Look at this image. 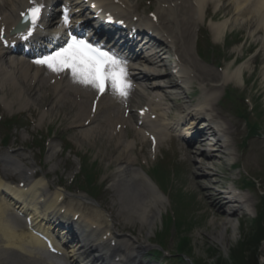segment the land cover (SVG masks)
<instances>
[{"label":"bare ground","instance_id":"obj_1","mask_svg":"<svg viewBox=\"0 0 264 264\" xmlns=\"http://www.w3.org/2000/svg\"><path fill=\"white\" fill-rule=\"evenodd\" d=\"M207 1L208 0H192L193 5L191 7L188 0H182L179 6L171 5V2H175V0H163L161 1L162 3H169L170 5L166 9L161 5L158 10L159 23L162 29H164V32H171L176 27L177 36L174 39L172 38V40L175 41L179 47L178 52L180 55L186 57L189 65H191L192 61L190 59L191 50H189L188 43L191 41L193 28H198L200 23H202L203 12ZM237 1L238 0H235V3H237ZM246 1L248 0L244 2ZM58 2L59 0H0V33L1 31L9 33L11 28L18 22L21 13L29 11L34 3L43 5L41 16L35 27H33L31 23L27 25L23 32L24 37L30 38L28 36L29 29H32V33L36 31H43V33H46L45 30L59 33L61 28L52 30L57 24L55 21L57 12L53 7L56 6ZM83 2L85 3L84 6H87L86 8H90V3H88L87 0H83ZM122 3H124L122 0H109L103 7L106 11L123 10L125 12L127 10L131 16L136 14L135 7L130 5L129 0H127V8H123ZM238 3L236 4L237 9L245 4L240 5ZM250 4V10L248 9L249 6L245 10H249V13L253 11V14L258 18L256 22L257 26L261 27L264 24V0H253ZM80 9L81 8L75 9L74 12L78 13ZM245 13L246 12H244V14ZM258 15L261 17H258ZM164 16H167V18ZM163 18L171 21L173 26L171 27L168 22L163 21ZM243 22H245V19L242 15L237 16L235 19L226 18L219 22H212L210 25L212 29L216 31L215 41H219L227 30H229L231 25H237ZM66 26L68 31L73 30L71 22H68ZM101 28L104 27L101 26ZM254 33L255 32H252V36ZM161 44L164 43H158L159 46ZM182 46H184L185 49L182 50ZM161 50L164 52V49ZM36 60L37 58L34 56L18 58L0 45L2 87L6 89L8 94L11 93V99L20 100L22 98L26 102L28 101L27 93L29 94L30 84L34 80L41 83L52 84L51 87L56 93L57 104L64 102L65 97L68 95L74 94L76 97L80 95L83 100H79L77 105H79L81 111L75 115L74 121H81L79 123L81 125L79 126L84 127L86 121H90L89 125H91L95 124L97 121H103L100 119L104 118V121H107L108 124L105 126H91L93 130L91 132L89 130H83L82 137L88 138L90 134L95 132H105L108 134L109 141L116 142L115 151H121L120 154L114 157L116 168L113 172L112 182L113 187L117 190L119 198L122 200L121 206H123V210L129 215L128 220H134V224L138 221L142 226H147L148 230L154 228L164 207L163 195L157 191L153 192L152 190L149 191L148 189H144L142 181L145 175L142 173V170L136 166V160L133 159L128 152L131 143L124 140L126 134L123 127L129 123L130 118L127 119L124 115H121L120 109L124 105L122 96L110 94V96L102 97L99 101L96 114H94L91 112L92 105L89 106L88 103L94 98L97 89L74 80L70 70H68L67 73L63 72V70L54 72L45 65L35 63ZM193 64L195 66L183 67V69L179 70V73L183 75L184 79L186 78V82H190L194 78L195 70L196 72L199 71V73H196V76L204 86V100L197 103L194 107H185L184 112L186 115H180L175 119L174 123L169 121L162 112L164 111V109H162V103L153 101L156 108L149 107L148 105V107L144 109V122L147 124L145 126L142 125L139 130L140 132L143 131L144 134L152 135L154 138L156 137L159 147L164 140L163 135L165 132L161 129V126L168 132L172 128L175 129V127L185 123L188 116H191V118L196 116L198 118L199 115L204 117V121L212 120L219 122H216V124L221 129L220 136L215 134V136L218 135L219 140L215 145L210 146L212 148L210 152L205 149H199L195 152L200 160L198 163L195 162L190 169L193 170V173H201L203 177L210 182L207 186L201 185V189L202 191H215L214 201L210 205V208L219 209L217 211L219 214L218 216H221L225 212H222L225 204L232 202H227L224 192L217 191L214 188V182H212L210 178L212 175H217V172L210 163L215 162L214 159L218 157V153L225 152L224 150H228V148L231 147V143L227 139V136L235 138L236 131H234L232 125L220 121L221 112L215 107L217 98L216 93L212 89H208L207 91L211 82L219 79V74L211 69L202 68L200 65L196 64V61H193ZM148 65L149 61L145 60L141 62V69L133 66L132 69H128L129 80L132 76L133 80L137 82L140 80L141 76L147 78V80L154 79L157 81L163 78V75L157 73L158 70L156 66ZM197 67L198 69H196ZM243 71L244 65H240L237 70L231 73L227 70L226 81L232 78L238 80L243 76ZM60 76L61 79L58 80ZM214 86L216 87V85ZM147 89H149L151 93H159L162 87L160 88V84L157 83L153 88L148 86ZM131 95L133 94L131 93L130 96ZM138 97L143 98V95L139 93ZM157 97L160 98V96L155 94L153 99L156 100ZM132 101H134L133 98ZM61 106L67 108L64 103ZM6 107L11 108L9 103L6 104ZM104 112H108L109 114L103 116L102 114ZM119 124H122L123 127L122 131L119 130L118 132L117 126ZM110 125L113 129L107 131L105 128H108ZM139 130L137 129V132H139ZM187 130H193V127L189 125ZM189 133L190 132L187 134L189 135ZM202 134L207 135L204 131L197 132L194 140L200 145L206 146L207 140L201 138ZM57 147L58 145L55 143L50 145L49 159L55 156ZM12 162V164L16 166L15 170H24L22 165L18 164L16 161ZM23 173L26 174L28 178L24 187L9 184L7 182L8 180L6 181L5 178L0 175V264H19V260L24 259L26 255L27 261H31L32 264H66L67 260L73 264H89L92 260L95 261V264H143L141 255L148 241L144 240L141 242L138 237H136V243L132 245L130 244V240L133 238L128 235L120 234L116 225L103 227V224L106 223L105 211L100 208L92 207V217L85 216L83 213L79 214L80 217L77 221V225L80 227L81 233L80 237L75 236L76 240H70L69 234H66L65 231L62 235L58 236V240H56L53 234V230L55 229L54 225L59 222L60 218L66 219L68 215L66 210L64 214H62L60 210L61 208L63 209V204L61 205V203L64 193L57 188L52 190L46 176L32 180L27 175L26 171ZM220 183L221 181L218 182V184ZM194 184L199 185V182L194 180ZM208 188L209 190H206ZM231 195L235 197L236 200L234 203L236 205L242 206L248 203L249 205L251 204L252 197L245 198L235 192ZM151 196L155 199L157 197V199H151ZM83 200L85 199L80 198V200H78L79 204L77 205L80 206L82 203L80 201ZM70 204L72 207L68 208V212L76 215L81 211L73 208L72 202H70ZM16 207L21 210H26L31 216L33 227L30 232L22 227L18 216L19 210H16ZM236 212L237 210L233 214H236ZM223 224L225 227L228 224L225 219ZM44 235L54 238L56 242L55 248L65 251V253H67V256H65L66 258L47 254L41 238V236ZM211 236H216V232H213ZM218 237L222 240V233L219 234ZM112 239L116 241L115 245L110 244ZM140 239L143 240L142 238ZM64 242H67L69 245H67L65 249H62L64 248L62 247Z\"/></svg>","mask_w":264,"mask_h":264},{"label":"rangeland","instance_id":"obj_2","mask_svg":"<svg viewBox=\"0 0 264 264\" xmlns=\"http://www.w3.org/2000/svg\"><path fill=\"white\" fill-rule=\"evenodd\" d=\"M225 3H232L233 0H223ZM155 7H158V3L154 1L153 3ZM231 12L225 13L221 12L217 16V19L220 20L222 18L226 17H234L235 15V7H232V5H229V10ZM254 23V20L253 22ZM234 30L231 32L229 31L228 34L221 38L220 42H214L215 48H208V43L206 41L200 42L203 45L204 49V57L202 59H194L196 62L202 67L211 69L213 71L218 70V64L221 62L222 67L219 69L223 70H229L232 72L235 70L241 63L245 64L246 67V74L244 76L245 84L244 86L241 85H235L228 86L231 89H235L236 93L238 94H245L249 99L252 100L253 104L258 106L259 110L264 111V58L262 54H264V42L259 38L258 36L249 37V32L252 29L251 23L249 24H238V27L233 28ZM197 32L194 33V36L192 37V41L190 44L192 45V51L195 55L197 48L196 44L198 45V36ZM200 39V37H199ZM213 40V36H212ZM239 42V43H237ZM199 43V44H200ZM237 43V44H236ZM198 57V56H197ZM240 63V64H239ZM39 84L34 87L33 95H31L32 100L37 103L36 98H42L39 102L40 105H37L33 107L34 109L37 107L38 110L35 112V114H31L28 110L24 112L25 109L20 111L19 104H16L17 110L15 111H9L7 109H3L0 107V116L5 120L10 116L13 115H21V118L18 121V118H15V122L17 124L21 125H27L25 130H21V128L17 129L14 127L12 132L11 141L14 139V133L15 129L18 132L17 139L22 144L23 142H32L33 136H36L38 138L34 144H37V141H46L51 134L48 135L47 129L49 127L50 130H52L53 134L55 136V141L62 145L60 148V151L58 153V157L55 160H52L50 163L58 162V167L52 171V178H57L59 176L61 179H63L65 182L68 180L69 174L72 173V171L76 167L75 157L78 158V156L83 157L84 159H89L92 161L94 159L98 160V166L101 170V177L100 181H103L104 183H110L107 177L111 176V172L115 167L114 163H110L112 160V156H116L118 154V151H114L113 147L109 146V142L106 138H101L98 141L94 139H82L80 135V131L78 129H72L71 128V120H66L65 116L63 115V111L59 112L58 110L53 112L54 114L50 115L49 117H46L45 120L40 124V127L36 126L37 121L40 120V116L43 110H48L49 108H52L55 106L57 100L55 99V96L53 92L46 93L44 85L41 87L39 91ZM243 87V88H241ZM237 94V95H238ZM38 104V103H37ZM51 105V106H50ZM54 105V106H53ZM239 105V106H238ZM238 109L241 111H246V106L242 100H240L238 104ZM218 108H221V112L223 116L231 123L237 124L239 122V127L241 128L242 132L239 136H243L244 138L247 135V127L243 123V119L233 115V108L227 105V107H222L218 105ZM239 110L237 112H239ZM58 112V115L56 114ZM23 113H25L23 115ZM251 121H258L252 113L250 114ZM259 119V118H258ZM264 116L259 119L260 121H263ZM28 121H31L30 124ZM250 121V120H247ZM4 122V121H3ZM264 123V122H263ZM260 130H263V128H260ZM129 133V137L131 141L134 143V147L136 148L134 152H130L131 156L133 158L138 157L137 162L138 164H142L143 167L147 171L151 172V176L153 175L152 168L156 165V168H162L163 170H166V172L169 175V178L171 180L172 186L170 187V194H173L174 192H177L176 194H173L171 197L172 205L176 208L178 211V218L179 227H182V223L186 220V218H190L191 215L188 213V210L186 209L187 206L190 203V197L194 201L191 203L192 208L189 207V209L192 211L199 210V213L197 214L196 218L191 221V219H188V222H186V229L183 235H189L191 238V245L192 249L190 251V255H187V259L191 258L192 260H202L208 263H214L216 259L212 260V257L215 258V256L218 254L217 257H220V255H223L225 258H229V252L233 249L236 251L238 250V239L240 238V235L245 234V232L248 230L249 223L251 222V218L249 220L242 221L241 213H238V215H235L233 217H227V216H221L217 217L215 216L214 209L211 211L208 209L206 204H210L213 199L208 200V202L205 200V197L202 196V192L199 190V188L195 185H193V180L195 179V175L191 174L189 171V166L186 163H183V154L180 152L179 159L182 163L181 169L179 174L176 176L172 174V170L174 167L171 166V161H167L165 163V159L163 160V156L161 152H157V159H152L149 149V144L145 146L144 142H142L139 138L135 137V132L133 129H131ZM27 133V139L23 140L22 134ZM30 132V135H29ZM61 135H60V134ZM0 136H3L0 132ZM41 136V137H40ZM103 136V135H102ZM31 138V141H30ZM16 139V141H17ZM34 142V139H33ZM138 143V144H137ZM70 145V147L67 146L70 150L66 151L65 146ZM42 146V143H41ZM142 146H145V154L141 153ZM169 146L168 143L164 144V148L166 149ZM176 149L179 148V145L175 147ZM246 148V147H245ZM64 149V150H63ZM247 149L250 150V153L245 159L243 166L240 168L242 172L245 174H252V169L254 168V171L256 173L262 174L264 179V161L258 158L253 152L252 148L248 145ZM36 152H38V149H35ZM77 153V154H75ZM253 156V157H252ZM90 161V162H91ZM109 161V165L106 163ZM160 161V162H158ZM136 162V163H137ZM50 163H47V171L49 172L51 169ZM218 167H216V170ZM222 175H227L228 173L226 170H224L223 167L219 168ZM235 174L238 173V171H234ZM155 177V176H154ZM168 180V179H167ZM202 184L209 183L207 180H200ZM230 184V183H229ZM261 184V183H260ZM185 190L181 191V190ZM176 190V191H175ZM254 192V202L257 204L260 203V192L258 188H255ZM77 193H79L77 191ZM209 194V192H206ZM118 196L114 191H111V189L107 190V186L102 193L101 197L99 198V201L108 208H112L114 206V210H117L119 206H117L116 199ZM114 203V205H113ZM167 209H169L170 204L169 202L166 203ZM166 209V210H167ZM254 213L253 210L250 211V213ZM117 213V212H116ZM170 213V210L168 213L163 212L162 217L158 220L157 225L154 229V231L162 230V221L164 218H166ZM245 218V217H244ZM224 219L228 223L227 226H223ZM246 219V218H245ZM187 221V220H186ZM241 221V223H240ZM134 224L130 225L131 227H134L133 229L136 230V232L141 233V225L140 226H133ZM158 226V227H157ZM148 232V229L146 228L142 233L144 236H146ZM213 232H216V236H211ZM152 232L151 234H153ZM222 233V240L218 237L219 234ZM182 235H180L178 228L173 229V231L169 234V244L166 245V248H168L170 251H175L177 248V243L179 242V239ZM189 240V238H188ZM235 247V248H234ZM249 247L244 246L242 251L244 253L243 261L239 260L242 264L245 262V256H248L249 254ZM246 252V253H245ZM262 252L264 255V244L262 246ZM264 257V256H263ZM240 259V258H239ZM261 261H264V258L261 259ZM238 260L232 261V263L236 264ZM231 263V264H232ZM167 264H177L173 261L168 262ZM184 264V263H182ZM190 264V263H186ZM244 264V263H243Z\"/></svg>","mask_w":264,"mask_h":264},{"label":"snow or ice","instance_id":"obj_3","mask_svg":"<svg viewBox=\"0 0 264 264\" xmlns=\"http://www.w3.org/2000/svg\"><path fill=\"white\" fill-rule=\"evenodd\" d=\"M43 5L33 4L28 11L30 22L35 27L40 19ZM23 15V14H22ZM65 13L64 23L68 24ZM32 29H29L31 35ZM35 63L47 66L54 72L70 70L74 80L104 92L106 85L121 96L127 94V70L124 62L110 51L94 46L86 40L71 37L66 46L51 55L37 59Z\"/></svg>","mask_w":264,"mask_h":264},{"label":"trees","instance_id":"obj_4","mask_svg":"<svg viewBox=\"0 0 264 264\" xmlns=\"http://www.w3.org/2000/svg\"><path fill=\"white\" fill-rule=\"evenodd\" d=\"M256 247H257L256 245L249 247V249H250L249 254H248L249 255V257H248L249 261L247 262V264H258L257 254H256L257 252L255 251ZM242 254H243V252H242Z\"/></svg>","mask_w":264,"mask_h":264}]
</instances>
